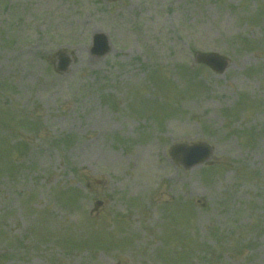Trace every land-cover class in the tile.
I'll return each instance as SVG.
<instances>
[{
    "label": "rangeland",
    "instance_id": "obj_1",
    "mask_svg": "<svg viewBox=\"0 0 264 264\" xmlns=\"http://www.w3.org/2000/svg\"><path fill=\"white\" fill-rule=\"evenodd\" d=\"M0 264H264V0H0Z\"/></svg>",
    "mask_w": 264,
    "mask_h": 264
},
{
    "label": "water",
    "instance_id": "obj_2",
    "mask_svg": "<svg viewBox=\"0 0 264 264\" xmlns=\"http://www.w3.org/2000/svg\"><path fill=\"white\" fill-rule=\"evenodd\" d=\"M95 43H96V52L99 55H103L108 52V45L107 39L104 35L98 34L95 36ZM199 60L202 62L207 63L214 69L222 72L227 66V60L216 53H209V54H200ZM69 60L67 58L61 57V64L60 68L65 70L68 67ZM196 153H198V157L195 159V162L200 161L203 156H199V153L202 151L200 147H194ZM186 148L184 146H178L175 149L174 156L176 157L180 152H185Z\"/></svg>",
    "mask_w": 264,
    "mask_h": 264
}]
</instances>
